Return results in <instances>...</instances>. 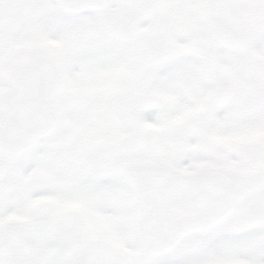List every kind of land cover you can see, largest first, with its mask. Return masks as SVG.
Listing matches in <instances>:
<instances>
[{
    "label": "snow or ice",
    "instance_id": "1",
    "mask_svg": "<svg viewBox=\"0 0 264 264\" xmlns=\"http://www.w3.org/2000/svg\"><path fill=\"white\" fill-rule=\"evenodd\" d=\"M0 264H264V0H0Z\"/></svg>",
    "mask_w": 264,
    "mask_h": 264
}]
</instances>
